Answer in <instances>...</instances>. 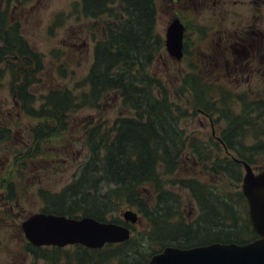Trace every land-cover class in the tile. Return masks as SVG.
<instances>
[{"label":"trees","instance_id":"16d2710c","mask_svg":"<svg viewBox=\"0 0 264 264\" xmlns=\"http://www.w3.org/2000/svg\"><path fill=\"white\" fill-rule=\"evenodd\" d=\"M13 1L17 16L33 2ZM10 3L0 0V87L6 81L19 116H13V128L0 126V143L17 133L21 142L12 143L15 148L4 146L7 143L0 145V169L11 168L9 163L14 166L3 185L5 201L10 204L13 198L16 204L20 185L26 182L32 164L50 159L52 153L40 149V143L67 129L71 133L67 121L81 109L96 111L104 102L116 101L120 116L110 124L104 121L81 126L76 143L86 151L85 159L59 192L48 193L39 187L37 196L43 208L38 212L118 223L117 218L110 220L114 218L111 210L121 207L139 218L129 226L131 236L127 241L99 249L80 245L32 247L24 242L30 264H145L164 246L242 244L255 237L239 190L240 163L264 165V101H251L245 94L240 98L232 95L233 103L239 106L235 112L233 103L227 102V93L211 100L208 92L213 90L205 86L198 69L205 65L201 54L190 63L192 72L182 78L178 92L166 84L152 67L163 51L153 0H77L69 14L55 16L47 31L62 27L71 18L77 26L80 19L95 23L104 17L105 21L96 26L101 37L91 40L92 59L86 76L75 85L86 90L74 94L53 88L37 97L32 88L39 84L43 57L22 37L18 19L10 15ZM77 7L80 15L74 18ZM75 50L72 44H66L61 53L53 51L51 55L62 57L65 64L74 61ZM206 62L213 67L220 58L213 53ZM184 94L188 98L185 107L174 100ZM187 109L208 119L216 115L218 140L186 134L179 124L186 118ZM17 117L37 122L28 130L29 143L27 132L22 133L24 128L16 130ZM185 165L204 166L205 180L180 176ZM182 189L188 191L195 207L189 221L184 219L178 194ZM19 223L17 231L21 235ZM136 231L138 236L133 235ZM141 246L143 253L136 251Z\"/></svg>","mask_w":264,"mask_h":264},{"label":"rangeland","instance_id":"374dc122","mask_svg":"<svg viewBox=\"0 0 264 264\" xmlns=\"http://www.w3.org/2000/svg\"><path fill=\"white\" fill-rule=\"evenodd\" d=\"M10 1V15L14 20H16V18L18 19L22 37L34 51L43 57L42 63L44 69L39 75V84L32 88V90L37 92L35 96H43L48 90L53 88L68 89L73 91L74 94L84 92L86 87H75V85L86 76L92 59L91 40L101 37L99 29L96 26L104 22L105 18L103 17L101 21L99 20L95 23L94 21L80 19L78 26L73 18H71L66 21L62 27L51 29L52 31L50 32V30L47 31V29L55 16L59 14H69L71 12V5L77 0H33L31 4H27L22 9L23 12H20L18 16L16 15L17 10L14 1ZM232 1L237 3L242 2L243 5L237 8L244 7L250 11V6L247 5L249 0H225L227 4ZM204 2L211 6V0H205ZM78 9L77 7L76 14L73 13L75 15L74 18L80 15ZM208 12L209 11L204 10L195 19L189 15L183 17L184 21L188 22L189 25L205 26V40L200 44V47V40L195 38L197 33L187 34L184 38V47L187 48L186 57L184 59L182 58L179 62L172 61L168 58L163 48V51L160 52V57L152 66L153 69L161 75L166 84L171 86V88L174 86V90L178 92L182 78L192 72V65L190 63L196 60L198 54H201L205 58L202 60L205 65L202 68L198 67V69L200 75L204 79L205 86H208L209 90H213L212 92H208V96L211 100L220 99L218 98L220 93L224 92L230 95V98H227V102L230 104L233 103L232 97L237 95V97L240 98V96L244 94L251 101H264L263 83L256 80L252 81L251 78L254 76L249 77L250 81L247 82L245 80L235 81L232 76L230 77L226 74L221 66L218 67L217 71L212 70V65L206 62L207 58L213 55L209 46L214 45L216 42V39L210 38L211 29L209 27L212 21L221 24L216 12V18L214 17L211 20L205 21V15H207ZM222 18L224 17L222 16ZM167 19L168 13L163 11L156 24V29L161 33V36H163ZM226 23L227 22L223 24ZM226 25L229 27L232 26V29L236 28L232 23H227ZM188 31L190 32V30ZM86 32H88V35L85 34ZM90 36L94 38H90ZM66 44H72L74 49L76 47V50L73 51V57L71 56V59L74 61L64 64L62 57L57 56V58H53L51 52L55 51L61 53L63 51V46L65 47ZM196 48L200 51L195 50ZM80 56L82 57L80 58ZM229 57H231V55L227 52L226 58L229 59ZM61 73H63L62 77H60ZM240 78L245 77L242 76ZM180 97L181 98L176 96L174 100L185 107V101L188 98L186 94H184V96L180 95ZM12 101L8 92L7 83L3 81V85L0 87V126L7 128H13L15 126L13 125V116L19 115ZM34 107H36V103ZM232 110L235 112L239 111V106L236 102L233 103ZM186 115V118L180 121L179 124L180 128L184 129L186 134L193 133L204 140L205 138L208 139V137L218 138L219 124L215 121L217 118L216 115H210V122L208 117H203L201 114L194 113L192 109H187ZM253 115H255V113ZM118 116H120V114L118 113L116 101L104 102L100 110L96 111L85 108L81 109L67 121V126L70 125V129L72 130L71 133L67 129L59 133L57 137L53 135L54 138H50L47 142L40 143V149H47L52 155H50V159L45 157L32 164L33 167L27 173L26 182L20 185L21 191L18 194L19 200L16 201V204L13 198L9 201L12 207L11 212L6 209L5 203L8 202L5 201L6 196H3L2 190L3 185L12 174L14 166L9 163L11 168L7 167V170L0 169V198L3 199L0 201V264H30L29 257L24 253L25 245L21 236H19L20 233L17 231V224L25 217V214L37 213L43 208V204L39 201L37 196L39 187L41 186V189L48 193H57L68 184L77 168H79V166L81 167L86 156V151L81 144L76 143L77 136L80 133L79 130L87 124H97L104 121L110 124ZM16 121L18 124L16 130L18 131L19 127H23L22 133L27 132L25 139L27 143H29L31 137L29 136L28 130L33 128L37 122L35 120L28 121L20 117H17ZM211 125L213 128H210ZM19 142H21V139H19V134L17 133L1 142L0 145L7 143L4 146L15 148L11 146V144ZM246 142H249V140H246ZM1 156L0 152V157ZM183 168L182 174H180L183 178L196 177L204 179L203 177H205L204 166L199 165L198 167H190L189 165H185ZM14 191L16 192V190ZM178 194L181 195V202L184 207V219L189 221L194 217L195 207L190 201L187 190L182 189ZM121 211V207L112 208L111 215L114 218L110 220H116V218L120 220L119 214ZM107 217H110V214H108ZM133 235L138 236L137 231L133 233ZM141 243H144L143 239ZM136 251L143 253V247L136 248Z\"/></svg>","mask_w":264,"mask_h":264},{"label":"water","instance_id":"95a60500","mask_svg":"<svg viewBox=\"0 0 264 264\" xmlns=\"http://www.w3.org/2000/svg\"><path fill=\"white\" fill-rule=\"evenodd\" d=\"M163 46L168 58L175 62L181 60L182 26L177 20L165 28ZM240 164L243 169L240 191L256 238L244 244L214 242L188 249L165 246L145 264H264V166L254 173L245 162ZM119 216L125 224L99 222L90 217L34 213L24 218L19 228L24 239L34 247L80 245L99 249L130 238V229L126 225H135L139 218L132 210L121 211Z\"/></svg>","mask_w":264,"mask_h":264},{"label":"flooded vegetation","instance_id":"af4514ba","mask_svg":"<svg viewBox=\"0 0 264 264\" xmlns=\"http://www.w3.org/2000/svg\"><path fill=\"white\" fill-rule=\"evenodd\" d=\"M204 1L205 0H153L155 8V25L162 12L165 11L168 13L165 28L173 20H177L182 26L183 50L185 48L184 38L190 33H197L195 38L200 40V47V44L205 40V26L189 25L188 22L184 21L183 17L189 15L195 19L205 10L209 11L208 14L205 15L206 21L214 17L216 18L217 13L221 24L212 21L209 27L211 29L210 38L216 39V42L214 45L209 46V48L215 56H219L220 62L219 65H214L212 68L214 69V67H216L218 70V67L221 66L226 74L230 77L232 76L235 81L245 80L247 82L250 81L249 77L254 76L251 78L252 81H259L263 83L262 86H264V0H249L247 5L250 6V11L244 7L237 8L243 5L242 2L237 3L232 1L227 4L225 0H211L210 6ZM222 16L227 19L222 18ZM225 22L229 24L232 23L236 28L232 29V26L229 27L226 25L227 23L223 24ZM165 28L162 37H164ZM188 30H190V32ZM195 50L200 51L198 48ZM227 52L231 55L229 59L226 58ZM242 76L246 79L240 78ZM5 205L6 209L11 212V205L8 203H5ZM19 236H21L24 241L22 232ZM198 246H205V244H197L187 248H176L188 249ZM152 255L153 254L150 256Z\"/></svg>","mask_w":264,"mask_h":264},{"label":"bare ground","instance_id":"6f19581e","mask_svg":"<svg viewBox=\"0 0 264 264\" xmlns=\"http://www.w3.org/2000/svg\"><path fill=\"white\" fill-rule=\"evenodd\" d=\"M66 217H68V216H66ZM71 218V217H70Z\"/></svg>","mask_w":264,"mask_h":264}]
</instances>
